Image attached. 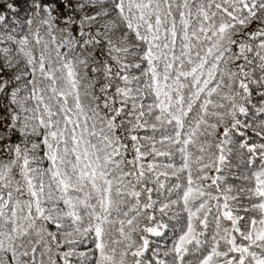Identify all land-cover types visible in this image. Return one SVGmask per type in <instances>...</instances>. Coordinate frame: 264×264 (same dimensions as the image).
I'll return each instance as SVG.
<instances>
[{
	"label": "snow or ice",
	"instance_id": "snow-or-ice-1",
	"mask_svg": "<svg viewBox=\"0 0 264 264\" xmlns=\"http://www.w3.org/2000/svg\"><path fill=\"white\" fill-rule=\"evenodd\" d=\"M0 264H264V0H0Z\"/></svg>",
	"mask_w": 264,
	"mask_h": 264
}]
</instances>
